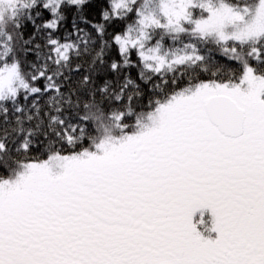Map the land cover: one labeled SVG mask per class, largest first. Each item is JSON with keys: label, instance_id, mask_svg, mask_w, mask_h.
I'll use <instances>...</instances> for the list:
<instances>
[{"label": "snow or ice", "instance_id": "obj_1", "mask_svg": "<svg viewBox=\"0 0 264 264\" xmlns=\"http://www.w3.org/2000/svg\"><path fill=\"white\" fill-rule=\"evenodd\" d=\"M0 264H264V0H0Z\"/></svg>", "mask_w": 264, "mask_h": 264}]
</instances>
